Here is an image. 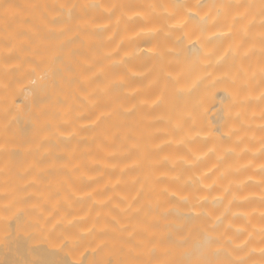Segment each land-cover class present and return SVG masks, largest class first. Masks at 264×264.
Instances as JSON below:
<instances>
[{
    "label": "bare ground",
    "instance_id": "6f19581e",
    "mask_svg": "<svg viewBox=\"0 0 264 264\" xmlns=\"http://www.w3.org/2000/svg\"><path fill=\"white\" fill-rule=\"evenodd\" d=\"M264 264V0H0V264Z\"/></svg>",
    "mask_w": 264,
    "mask_h": 264
},
{
    "label": "snow or ice",
    "instance_id": "6c2138e0",
    "mask_svg": "<svg viewBox=\"0 0 264 264\" xmlns=\"http://www.w3.org/2000/svg\"><path fill=\"white\" fill-rule=\"evenodd\" d=\"M200 264H208V262H206V261H203V262H200Z\"/></svg>",
    "mask_w": 264,
    "mask_h": 264
}]
</instances>
